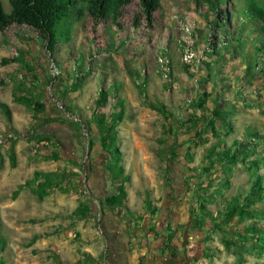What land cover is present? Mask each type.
<instances>
[{"label":"rangeland","instance_id":"obj_1","mask_svg":"<svg viewBox=\"0 0 264 264\" xmlns=\"http://www.w3.org/2000/svg\"><path fill=\"white\" fill-rule=\"evenodd\" d=\"M253 1L262 10V18L247 11V0H226L230 29L236 31L241 23L245 30L241 33L240 49L246 52L257 36L248 31L264 25V0ZM2 2L5 12H9L8 1ZM76 7L56 25L58 42L52 50L46 40L25 26L11 25L0 32V98L26 96L24 105L30 104L18 120L19 135L11 136L14 141L7 149L3 129L6 115L0 108V237L4 240V264H104L101 259L97 261L95 250L91 253L85 249L102 238L100 204L93 194L92 177L105 173L102 163L106 166L113 162L107 152L111 144L121 151L127 189L136 192L133 202L126 203L127 208L141 206L152 210L151 202H156L159 211L165 190L176 186L182 190L183 205L189 207L193 217L192 235H198V244L205 243L197 264H264V238H244L243 230L246 225L255 226L261 235L264 219L236 224L235 220H223L219 214L226 203L232 202L231 197L247 185L252 172H248V164L227 163L221 168L216 153L222 145H214L216 139H221L226 146L246 143L247 151L253 153L264 150V141H253L251 134L245 133L257 132L262 138L264 109L224 94L219 102L226 109L232 130L202 138L193 134L196 122L188 131L176 120L179 115L194 116L198 121L210 114L212 108L210 101L204 111L190 102V96L195 94L189 84L195 82L196 75L206 73L210 51L207 43L212 33L194 0H159L149 19L139 0H132L118 22L103 20L97 25L92 23L85 0H79ZM188 23L193 26L190 38L183 29ZM64 31H69L64 35L67 38L61 36ZM187 45L201 62L185 65L182 56ZM16 46L25 52L19 59L14 58ZM218 47L223 50L221 45ZM241 58L224 52L221 71L228 76L222 83L223 89H237L232 78L244 69ZM129 70L138 71L139 76H131ZM103 73L108 74L106 85H112V79L123 83L119 95L125 103L123 115L112 124L114 128L108 132L105 146L100 144L95 128L92 126V131L87 125L95 116L94 102ZM213 73L212 67L208 87L215 89L220 84H213ZM243 97L246 99L247 95ZM254 97L263 98L264 93ZM68 98L79 107L72 103L69 110ZM42 100L53 109L55 121L63 122V126L39 123L32 104ZM160 103L165 108L159 107ZM46 132L55 137L48 143L38 141L40 133ZM214 146L212 156L210 150ZM11 148L15 151L14 167L10 165ZM53 154H59V158ZM208 156L211 160L206 159ZM210 161L212 166L207 172L204 167ZM34 168L53 169L64 176L47 187L48 195L44 198L37 195ZM197 169L200 172L196 176ZM199 197H203L201 202ZM199 203L205 208L201 210ZM258 204L264 211V201ZM79 206L81 210L84 206L87 209L85 217ZM206 211L212 216H204ZM138 212H127L125 217L136 220ZM214 221L226 223L222 234L214 228ZM34 237L37 238L33 240Z\"/></svg>","mask_w":264,"mask_h":264},{"label":"trees","instance_id":"obj_2","mask_svg":"<svg viewBox=\"0 0 264 264\" xmlns=\"http://www.w3.org/2000/svg\"><path fill=\"white\" fill-rule=\"evenodd\" d=\"M10 5V11L5 12L3 2L0 0V32L5 31L11 25L25 26L34 30L41 40H46L49 50L53 49L56 44L55 27L58 22L62 21L68 13L76 7L79 0H7ZM132 0H85L88 13L92 18L94 25L99 24L103 20L107 22H118L117 20L122 15L123 10L127 4ZM141 8L144 10L147 19H149L151 13L159 5V0H139ZM198 12L204 17L205 21L209 25L212 33H210V42L207 43L209 52H207L209 61L205 64L206 73L204 75H196L195 82L189 84V89L194 92V96H190V102L197 106V108L204 111L206 104L210 101L212 108L210 114L202 116L198 121H195L194 116L183 118L177 115L176 120L182 128L191 131L193 122H196V126L193 129L195 137L202 138L205 135H217L219 131L227 134L232 130L229 118L225 115V110L221 107L219 99L222 95L226 94L231 96V99L246 100L252 105L264 109V97L255 99V95L260 96L264 93V25L259 24L251 28L248 32L256 33L257 36L252 41L249 51H243L240 49L243 46V40L241 33L245 32L241 23L237 24L236 31L230 29V17L228 15L226 0H194ZM247 11L253 16L262 18L263 12L256 7L253 0H247ZM75 6V7H74ZM74 7V8H72ZM117 26L119 24L117 23ZM69 34V31L61 32V36L64 37ZM67 38V37H64ZM123 43L124 40H121ZM222 47V51L218 46ZM232 50L233 52H229ZM16 54L14 58L19 59L25 54L22 47L16 46ZM225 54L235 53L241 55L244 61V69L240 74H235L232 80L236 83L237 89L232 92L229 86L222 88L223 82L227 78V74L222 73V58ZM201 62V61H200ZM185 63V62H184ZM187 65V63H185ZM214 68V83L220 84L215 89L208 87V78L210 77L211 68ZM128 73L131 76H139L138 71L129 70ZM107 73H103L102 79H100V91L94 102L95 116L92 122L87 121L89 129L93 131L95 128L97 135L99 136L100 144L105 146L106 139L114 126L112 124L115 120H118L124 112L125 103L122 97L119 95V90L122 86L121 81L112 79V85L107 82ZM232 81V82H233ZM227 89V91L225 90ZM225 90V91H224ZM109 91L111 96L109 99ZM226 92V93H225ZM243 94L247 95L244 99ZM150 105H153L150 103ZM44 105L40 102H35L33 105V111L39 115L43 113ZM159 107L165 108L163 103L159 104ZM157 107V108H159ZM0 108L5 111L6 122L9 127H12L11 112L8 105L0 101ZM71 110V106H68ZM102 109V110H101ZM101 110V112H100ZM108 112V113H107ZM172 115V114H171ZM170 115V116H171ZM109 117V118H108ZM170 119V118H169ZM50 120V119H47ZM93 126V128H92ZM168 124V128H169ZM250 133L253 141H264V134L262 138L258 137V133ZM40 139H49L45 134L39 136ZM39 139V140H40ZM91 139L88 138V146L90 147ZM221 139H216L214 145H222V150L216 153V159L220 161L221 168H224L227 163L236 164H248V172H252V176L248 179L247 185L242 188L237 195L231 197L232 202L226 203L225 208L219 214L225 221H236L237 223L244 222L248 219H264V211L260 210L258 203L264 201V150L250 152L248 144L235 143L232 146H226L222 144ZM113 145H109L111 148ZM108 147L107 152L110 158L114 159L111 164H106L110 177L112 178L113 186L118 191L120 197L125 196L124 183L126 182V175L124 176V167L121 165V151L118 147H112L113 153L110 152ZM211 155L215 152V146L210 150ZM238 152L241 154L239 155ZM175 153V152H174ZM215 155V154H214ZM10 165L14 167L16 165L15 154L11 151ZM211 160V156L206 157ZM1 160V155H0ZM212 166V161L206 164L204 170L209 172ZM257 170H260L257 171ZM200 172L196 170L195 175H199ZM53 171L35 170L33 173V179L39 180L46 178V176L53 175ZM203 174V173H202ZM201 174V175H202ZM56 175V174H55ZM251 175V174H250ZM123 176V177H122ZM50 183V182H49ZM40 187L38 197L43 198L48 194L45 187L41 182L36 183ZM228 183H226V186ZM200 202L203 197H199ZM201 210L205 208L203 203H199ZM81 210V206L78 207ZM85 206L81 210V215L85 216L87 213ZM206 217L212 216L209 211L204 214ZM226 224V223H225ZM225 224H219L213 222L214 228L222 234ZM1 227V223H0ZM244 238L261 237L264 238V233L257 234L261 231L256 230L255 226L246 225L244 228ZM37 237H34L35 240ZM228 243V241H225ZM4 248V240L0 237V264H4V258L1 252Z\"/></svg>","mask_w":264,"mask_h":264},{"label":"crops","instance_id":"obj_3","mask_svg":"<svg viewBox=\"0 0 264 264\" xmlns=\"http://www.w3.org/2000/svg\"><path fill=\"white\" fill-rule=\"evenodd\" d=\"M59 93L63 95V91ZM26 99V96L20 98L18 95L16 97L3 95L0 98L1 102L4 101L8 105L12 119V127H9L6 122V126L3 128L8 140L4 149L11 147L10 141H14L11 138L12 135L14 137L19 135L18 120L26 114L25 111L29 110V107H26L29 102L24 105ZM40 102L44 107L43 113L37 115V119L40 120L39 123L50 122L48 125L55 126L58 123L63 126V122L55 121L53 109L46 105L43 100ZM72 103L79 107L75 100H69V106ZM33 105L34 103L32 108ZM13 108H15V114L13 113ZM42 134L47 135L49 139H40L39 136ZM40 135L37 138L42 143H48L51 138L55 137L53 134L48 135L47 132L40 133ZM11 151L15 154L13 148L9 150V154ZM53 156L57 159L59 158V154H53ZM104 158L107 160V155ZM104 164L102 163L101 166L105 173H100L102 175L98 177H92V182L95 185L93 194L96 197V201L100 204L98 216L102 225V238L96 242L95 246L88 247L85 250L91 253L95 250L97 261L101 259L104 264H197V259L200 258L199 251L202 250L205 243L198 244L196 242L198 235H192V227L194 226L191 220H193V217L189 207L187 205L184 207L183 205L182 190L177 189V186L174 189L165 190L162 197L163 206L159 211L155 205L156 202L151 201L152 210L144 209L141 206L138 208H127L126 203L133 202L136 192L133 193L127 189L125 182V196L120 197ZM35 170L53 171L56 174L35 180V184L40 181L47 192L49 190L48 186H54L57 181L64 177L63 174L59 176L56 170L53 169L42 168ZM38 188L37 193L40 191V187ZM137 209L139 211L137 217L139 218L136 220L139 221L125 217L127 212Z\"/></svg>","mask_w":264,"mask_h":264},{"label":"built area","instance_id":"obj_4","mask_svg":"<svg viewBox=\"0 0 264 264\" xmlns=\"http://www.w3.org/2000/svg\"><path fill=\"white\" fill-rule=\"evenodd\" d=\"M183 29L184 32L186 33V35H188L187 37L190 38L192 35V31H193V26L191 24H184L183 25ZM188 42H192L190 40H188ZM183 62L187 63V64H194L196 62H200V59L198 57H196L194 51L192 50V48L187 45V47L185 48L184 52H183ZM160 61H162V58H159Z\"/></svg>","mask_w":264,"mask_h":264}]
</instances>
